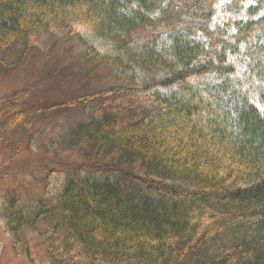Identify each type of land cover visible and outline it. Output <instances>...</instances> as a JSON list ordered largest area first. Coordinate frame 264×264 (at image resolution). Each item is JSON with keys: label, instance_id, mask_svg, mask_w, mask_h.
<instances>
[{"label": "trees", "instance_id": "16d2710c", "mask_svg": "<svg viewBox=\"0 0 264 264\" xmlns=\"http://www.w3.org/2000/svg\"><path fill=\"white\" fill-rule=\"evenodd\" d=\"M41 33L120 81L0 97V221L28 264L41 226L58 234L50 264H264V0H0V54ZM77 108L30 155L40 120ZM59 172L56 191L23 196Z\"/></svg>", "mask_w": 264, "mask_h": 264}, {"label": "rangeland", "instance_id": "374dc122", "mask_svg": "<svg viewBox=\"0 0 264 264\" xmlns=\"http://www.w3.org/2000/svg\"><path fill=\"white\" fill-rule=\"evenodd\" d=\"M35 47L25 48L22 42L16 44L12 50L0 54V97L15 91L20 86L31 87L45 100H64L75 94L94 91L120 80H115L114 74L118 66L113 62H96L84 64L80 58L86 47L73 39L64 41L62 34L56 33L55 37L41 33ZM88 44V43H87ZM94 45L98 43L93 41ZM99 50L104 51V46ZM84 118L79 114V109L53 113L44 117L38 123L39 133L37 141L30 155L42 154L43 148L48 145L51 138H57ZM8 160L0 155V164ZM20 187L23 196L36 198L41 195L48 196L56 191L64 178L63 172L49 175L44 178L41 174ZM44 178V180H43ZM47 178V179H46ZM11 180L8 184L0 182V203L2 193L6 187H12ZM49 227H39L31 233V248L36 264H50L46 248L53 242L54 234ZM56 241H54L55 243ZM0 264H28L21 247L14 245L11 235L4 229L0 221Z\"/></svg>", "mask_w": 264, "mask_h": 264}, {"label": "bare ground", "instance_id": "6f19581e", "mask_svg": "<svg viewBox=\"0 0 264 264\" xmlns=\"http://www.w3.org/2000/svg\"><path fill=\"white\" fill-rule=\"evenodd\" d=\"M170 33V32H169ZM153 43V42H152ZM141 44V43H140Z\"/></svg>", "mask_w": 264, "mask_h": 264}]
</instances>
